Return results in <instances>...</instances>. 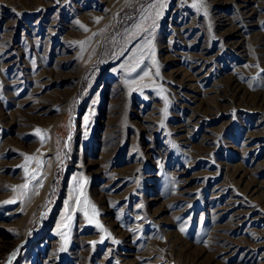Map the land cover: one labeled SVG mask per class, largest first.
<instances>
[{"label": "rangeland", "instance_id": "374dc122", "mask_svg": "<svg viewBox=\"0 0 264 264\" xmlns=\"http://www.w3.org/2000/svg\"><path fill=\"white\" fill-rule=\"evenodd\" d=\"M261 31L264 0H0V264H264Z\"/></svg>", "mask_w": 264, "mask_h": 264}, {"label": "bare ground", "instance_id": "6f19581e", "mask_svg": "<svg viewBox=\"0 0 264 264\" xmlns=\"http://www.w3.org/2000/svg\"><path fill=\"white\" fill-rule=\"evenodd\" d=\"M254 41H255V44L257 45L258 44V46L259 47H261L262 48V50H263V53H264V32H260L258 35H257V41L254 39ZM198 84V83H197ZM252 172V171H251ZM86 250V249H85ZM82 261V260H81Z\"/></svg>", "mask_w": 264, "mask_h": 264}, {"label": "snow or ice", "instance_id": "6c2138e0", "mask_svg": "<svg viewBox=\"0 0 264 264\" xmlns=\"http://www.w3.org/2000/svg\"><path fill=\"white\" fill-rule=\"evenodd\" d=\"M145 75H147V73H145ZM39 131V130H38ZM102 227V226H101Z\"/></svg>", "mask_w": 264, "mask_h": 264}]
</instances>
